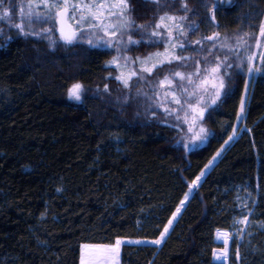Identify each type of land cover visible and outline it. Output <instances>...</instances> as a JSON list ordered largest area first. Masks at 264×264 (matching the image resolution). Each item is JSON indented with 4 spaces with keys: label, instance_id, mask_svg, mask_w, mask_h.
<instances>
[{
    "label": "trees",
    "instance_id": "obj_1",
    "mask_svg": "<svg viewBox=\"0 0 264 264\" xmlns=\"http://www.w3.org/2000/svg\"><path fill=\"white\" fill-rule=\"evenodd\" d=\"M215 2L208 0L209 6ZM187 3L196 11L189 21L208 17L201 0ZM134 7L137 23L157 17L151 3L134 0ZM165 10L184 14L178 4L159 12ZM262 20L264 0H225L216 10L219 27L201 23L189 39L215 31L256 33ZM24 39L5 40L0 33V264H80L82 244L117 236L141 241L122 245V264H264V230L251 223V236H233L229 263L215 259L222 247L217 230L234 232L233 217L242 215L238 204L252 208L255 200L249 220L264 223V75L252 85L247 129L184 208L189 184L233 135L247 76L232 82L234 95L209 109L208 139L188 150L177 143L183 132L150 115L134 119L105 93L80 103L68 96L72 81L102 90L107 84L110 92L121 88L107 78L117 75L106 63L113 51L78 45L37 52ZM160 47L143 45L131 53ZM194 48L185 53L192 56ZM157 116L166 119L162 112ZM177 207L184 210L164 243H152Z\"/></svg>",
    "mask_w": 264,
    "mask_h": 264
},
{
    "label": "snow or ice",
    "instance_id": "obj_2",
    "mask_svg": "<svg viewBox=\"0 0 264 264\" xmlns=\"http://www.w3.org/2000/svg\"><path fill=\"white\" fill-rule=\"evenodd\" d=\"M140 2L151 3L158 9L157 17L148 24L136 22L132 15L136 11L134 0H0V20L7 21L9 27L15 28L17 34L25 38L47 37L49 47L53 50L58 45L74 48L87 44L90 49L115 51L117 55L106 63L119 69V74L107 78L115 79L127 90L122 100L117 97V101L129 104L140 96L151 100L152 106L147 108L146 112L153 120L168 124L178 132H184L187 142L183 143V148L190 150L193 145L208 139L210 133L209 129L204 127L205 114L209 113V109H214L223 100L234 95L232 82L241 76L254 79L264 75V20L257 26L256 33L239 31L228 35L215 31L211 35L201 36L198 40H191L188 38L189 33L200 31L201 23H214L217 28L219 27L216 22V10L218 6L224 5L225 0H216L211 6L208 0H201L203 6L208 9L209 15L199 22L189 21L188 14L195 15L196 11L189 7L187 0H163V2L135 0V3ZM231 2L232 0H227V3L231 4ZM177 4L183 15L166 10L162 14L159 12L160 9L173 8ZM36 23L49 24L53 27L37 31L33 27ZM2 32L3 28H0V33ZM54 34L58 35V40L53 39ZM143 45L149 47L159 45L162 50L143 57L134 58L127 55L131 48ZM193 45L201 53L199 59L182 54ZM205 45L209 46L205 47ZM201 60L204 62L203 65L200 63ZM165 67H168V72L157 81V86L151 89V97L148 92L139 88H135L133 94L134 80L139 83L145 80L146 76ZM181 68L192 70L181 71L179 70ZM103 90L110 94L107 84L104 85ZM83 91L82 83H73L68 89V96L73 100L81 101ZM245 93H247V84ZM161 109L166 117L164 120H160L157 116V112ZM245 114V100L242 98L237 120L243 119ZM233 135H238L235 129ZM183 139L182 137L177 143H181ZM232 139L233 137L230 136L229 140ZM219 155L220 153L217 152L205 167L211 165ZM204 175L205 173L201 172L189 184L188 192L180 201L181 207L198 188ZM237 200H240V197H237ZM252 203V208L248 207L246 202L237 205L242 215L233 217L234 232L217 230V237L225 244V247L219 250L217 259L228 257V244L233 236L243 240L245 235H252L251 232H247L250 223L264 230V223L249 220L253 215L255 200ZM181 207L176 208L167 225L160 232L159 238L152 243L160 245L165 241L173 221L181 212ZM245 212L247 214H244ZM126 242V238L117 236L107 242L86 243L82 245L80 264H119L121 247ZM133 243L139 244L141 241L137 240ZM235 254L239 258V247Z\"/></svg>",
    "mask_w": 264,
    "mask_h": 264
},
{
    "label": "rangeland",
    "instance_id": "obj_3",
    "mask_svg": "<svg viewBox=\"0 0 264 264\" xmlns=\"http://www.w3.org/2000/svg\"><path fill=\"white\" fill-rule=\"evenodd\" d=\"M132 15H133V13H132ZM150 23V22H149ZM147 24V23H146ZM33 27H34V29L35 30H37V31H39V30H41L42 28H47V27H53L52 25H49V24H39V23H36V24H34L33 25ZM0 28H3V32L1 33L2 34V37L5 39V37H11V39H16V38H21V39H24L25 37H23V36H21V35H18L17 34V30L15 29V28H11V27H9V25H8V23H7V21H4V20H0ZM190 34V33H189ZM134 36H135V34H133ZM87 37H85V39H86ZM135 38H138V37H135ZM189 38V37H188ZM28 39V41H30V42H32V44H33V46H34V48L37 50V52L38 51H40V50H42L43 48H45L46 50H48V51H50V47H49V43H48V40H47V37H42V38H38V37H28V38H25L24 39V41H26ZM53 39H59V37H58V35H53ZM5 40H10V39H5ZM83 47H88V45L87 44H81ZM68 48H64V47H62V46H57V48L55 49V50H53V49H51L52 50V52L53 53H55V52H57V51H63V50H67ZM194 49H197V48H194ZM157 50H162V48L160 47V49H156L155 51H157ZM131 51H132V49H130L128 52H127V55H130V56H132V57H136V56H147L149 53H151V52H155V51H144V52H142V54L141 55H139V53L138 54H136V55H132V53H131ZM191 51V50H190ZM190 51L188 52V53H185L184 55H190ZM50 53V52H49ZM113 53H114V55L113 56H116L117 55V53L115 52V51H113ZM192 56H194V57H196L197 59H199V57L201 56V53H199L198 51L196 52H193L192 51ZM52 60V59H51ZM52 62V61H51ZM189 63H191V62H189ZM200 63H201V65H203V60H201L200 61ZM112 66H114V65H112ZM114 68L116 69V71H117V75L119 74V69H117L115 66H114ZM192 69L191 68H187V69H184V68H182L181 69V71H191ZM168 72V67H165V68H163V69H160V70H157L156 72H154L153 74H151V75H148V76H146L145 77V80H143V81H141V82H139V83H136L135 82V80L133 81V84L135 85V87H134V89H133V94L135 93V88H139V89H141L142 91H144V92H148L149 93V97H151L152 96V92H151V89L153 88V87H156L157 86V81L159 80V79H162L163 78V75L165 74V73H167ZM255 79H256V77L254 78V79H249L248 77H247V93H244V100H245V113H246V111H247V108H248V104H249V100H250V96H251V92H252V89H253V87H252V85L255 83ZM114 81L116 82V84H118V85H120L121 86V88H116L115 89V91H113V92H110V94L109 93H105L104 92V90H102V89H97V88H87V87H85L84 86V91H83V93H82V100L81 101H76V100H74V101H76V102H82L87 96H89V95H91V96H97V95H100V94H102V93H105V94H107V96H108V98H110V99H112L115 103V105L118 107V108H120L121 110H124V112L126 113V112H128V114H130V115H134V119H136V117H140L141 115H143V116H148L149 117V114L146 112V109L147 108H149V107H151L152 106V101L151 100H146L145 99V97H143V96H140V97H137V98H134L129 104H123V103H121V102H118L117 101V97H120L121 98V100H122V98H123V96L124 95H126L127 94V90H125L124 88H123V86H122V84H120L118 81H116L115 79H114ZM73 83H77V82H74V81H72ZM72 83V84H73ZM73 100V99H72ZM158 112H162V109L160 110V111H158ZM206 115V114H205ZM245 117H246V114H245V116L243 117V119H241V120H238V123H237V126H236V128H235V130H236V132L238 133V134H240L241 133V130H245V129H247L246 128V125L244 124V120H245ZM204 127H206L207 128V125H206V123H205V120H204ZM209 133H210V131H209ZM238 135H232V137H233V139L232 140H228V142L225 144V146L219 151V153H220V155L219 156H217L216 157V159H215V161H213V163L211 164V165H209L208 167H207V169L205 170V172L204 173H206L211 167H213V165H214V163L216 162V161H218V159L223 155V153H224V151H225V149L229 146V145H231L230 143H232V141H234L235 139H236V137H237ZM182 137L184 138L183 139V142H187V137L185 136V133L183 132V134H182ZM203 143H205V141L203 142ZM203 143H198V144H195V145H193L192 146V148H194V147H197V146H200V145H202ZM202 179V178H201ZM191 198V196L189 197V199ZM188 199V200H189ZM188 200L187 201H185V204L188 202ZM185 204H184V206H185ZM183 206V207H184ZM182 209V208H181ZM180 214H181V212L177 215V218H176V220H174L173 221V224H172V226H171V228L169 229V231L172 229V227L174 226V224L176 223V221L178 220V218L180 217ZM220 231H229V230H220ZM230 232V231H229ZM168 235V234H167ZM166 235V236H167ZM166 238V237H165ZM127 240V242L126 243H133L134 241H137V240H132V239H126ZM232 240H233V238H232ZM232 240H230L229 241V244H228V248L230 247V244H231V241ZM217 241L220 243V244H222V247L221 248H219L218 250H217V252H216V254H215V259L217 260V261H219V262H226V263H229V256L230 255H228V257L225 259V258H221V259H217L216 257H217V254H218V252H219V250H221V249H223L224 247H225V244L223 243V240L222 239H219L218 237H217ZM241 241V240H240ZM160 245H162V244H160ZM81 252H82V250H81Z\"/></svg>",
    "mask_w": 264,
    "mask_h": 264
},
{
    "label": "water",
    "instance_id": "obj_4",
    "mask_svg": "<svg viewBox=\"0 0 264 264\" xmlns=\"http://www.w3.org/2000/svg\"><path fill=\"white\" fill-rule=\"evenodd\" d=\"M254 88V87H253ZM252 91H253V89H252ZM251 95H252V92H251ZM250 100H251V96H250ZM250 100H249V103H250ZM248 107H249V104H248ZM247 110H248V108H247ZM246 116H247V113H246ZM245 119H246V117H245ZM218 161H219V159H218ZM218 161H216L215 163H214V165H213V167L218 163ZM211 170V168L206 172V174H205V176L207 175V173L209 172ZM205 176L202 178V180L205 178ZM202 180L200 181V183L202 182ZM188 203V202H187ZM187 203L185 204V206L187 205ZM185 206H184V208H185ZM184 208L181 210V213L183 212V210H184ZM181 215V214H180ZM173 228V227H172ZM172 230V229H171ZM170 230V231H171ZM170 231H169V233H170ZM169 233H168V235H169ZM167 235V236H168ZM167 236H166V238H167ZM166 238H165V240H166ZM164 243V242H163ZM162 243V244H163Z\"/></svg>",
    "mask_w": 264,
    "mask_h": 264
},
{
    "label": "crops",
    "instance_id": "obj_5",
    "mask_svg": "<svg viewBox=\"0 0 264 264\" xmlns=\"http://www.w3.org/2000/svg\"><path fill=\"white\" fill-rule=\"evenodd\" d=\"M84 244H86V243H84ZM84 244H83V245H84ZM81 250H82V245H81ZM118 259H119V264H122V262H121V257H120V256H119Z\"/></svg>",
    "mask_w": 264,
    "mask_h": 264
}]
</instances>
